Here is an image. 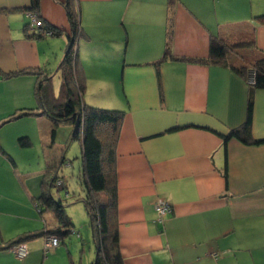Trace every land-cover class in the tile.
<instances>
[{
  "label": "crops",
  "instance_id": "1",
  "mask_svg": "<svg viewBox=\"0 0 264 264\" xmlns=\"http://www.w3.org/2000/svg\"><path fill=\"white\" fill-rule=\"evenodd\" d=\"M66 1L41 0V17L60 34L35 39L25 31L31 0H0V264H83L89 244L90 230L82 239L75 224L81 220L66 208L76 233L49 250L52 256L46 254L47 234L25 241L24 259L7 248L25 232L58 226L52 210L41 213L37 197L46 189L49 162L63 156L50 147L62 127L69 143L73 126L60 124L53 135L54 121L39 109L36 90L47 74L60 91L72 35ZM77 3L84 100L125 111L117 145L124 264H264V143L228 141L227 184L224 141L211 130L226 134L244 123L251 85L210 60L212 36L227 43L253 41L252 52L264 53V22L256 18L264 14V0ZM253 102V134L264 138V88L254 91ZM49 134L46 168L37 173L21 159L30 161L35 139L48 141ZM159 199L172 205L163 221L155 209Z\"/></svg>",
  "mask_w": 264,
  "mask_h": 264
},
{
  "label": "trees",
  "instance_id": "2",
  "mask_svg": "<svg viewBox=\"0 0 264 264\" xmlns=\"http://www.w3.org/2000/svg\"><path fill=\"white\" fill-rule=\"evenodd\" d=\"M41 0H31L28 10L35 11L43 21V26L36 33H31L28 22L25 31L28 37L38 39L46 37L45 29H51L52 36L59 35L60 30L46 23L40 14ZM68 19L72 29L70 44L64 61L61 64L62 81L60 91H54V84L49 75L39 77L36 94L39 109L48 114L54 121L53 135L60 124L73 126L71 139L78 138L81 142V177L86 196L82 199L87 210L90 225L93 229L96 258L92 264H124L120 250L117 225V145L124 122L125 111L90 105L85 102L86 91L85 74L78 59L76 44L81 37V12L77 0L65 2ZM264 22V14L256 16ZM172 21V20H171ZM172 26V23L170 24ZM172 32L168 33L166 54L171 52ZM253 41L227 43L219 36H212L210 40V60L222 63L243 77L251 85L248 100L247 115L244 123L232 129L229 133L216 132L224 141L225 164L223 174L227 184L229 182V167L227 157V143L237 138L247 144L264 143V138H256L253 134L254 91L264 88V53L252 52ZM231 57V59H230ZM20 72H23L20 71ZM18 71V73H20ZM25 145V138L20 140ZM66 157L51 160L48 164L46 189L37 197V205L41 213L52 210L56 216L58 226L42 232L23 233L16 239L9 241L7 248L26 240L46 235L57 234L60 241H65L75 231L71 216L61 200H57L50 192L52 185L63 187L64 181L59 179V170L65 163ZM62 180L63 185H58ZM49 184V185H48ZM74 231V232H73ZM76 233V232H75ZM56 250V249H55ZM76 264V263H74Z\"/></svg>",
  "mask_w": 264,
  "mask_h": 264
},
{
  "label": "rangeland",
  "instance_id": "3",
  "mask_svg": "<svg viewBox=\"0 0 264 264\" xmlns=\"http://www.w3.org/2000/svg\"><path fill=\"white\" fill-rule=\"evenodd\" d=\"M56 84L57 83H55V85ZM62 128H60L61 129L60 134L62 135L60 140L56 142V146H54V148L50 147V149H54L52 150L53 152L58 153L60 156L63 155L64 157H66V161L60 168L58 174L59 179H62L64 181L65 187L60 188L55 184L50 187L51 189L50 192L57 200H61L63 202L66 208H68L69 213L71 215H75L77 219L81 220L79 224H77L76 222L75 224L77 225L76 230L79 231L82 239L84 240L87 239L85 232L88 233L89 232L88 230H90V237L88 238L89 244L87 243L85 244L86 246L85 253L82 254L83 256H81V258L83 264H91L93 259L96 258L95 244L93 242V237L91 236L92 230L89 226L90 224L89 216L88 214H86V209L83 203L79 202L86 196L85 187L82 184V177H81V143L78 138H75L71 140L69 143H67L66 139L69 134L68 133L66 134ZM51 138L52 136L51 134H49L48 141L47 140L43 141V139L42 140L35 139V144L32 146V150L30 151L32 154L30 155V161H27V157L23 156L21 159L23 164L29 167L30 169H32V171H36L37 173L40 172L43 173L46 168L45 147L46 146L48 147L49 145L52 144ZM26 170L29 169L27 168ZM41 175H39V177ZM51 176L52 175H50L48 178L47 175V179L50 180ZM40 181L41 180H39V182ZM66 192H69V196H66ZM47 212L48 211H45L44 213ZM72 236H76V235H72ZM74 238L76 237H73V239ZM76 240L81 241L80 238L79 239L76 238ZM90 249L92 251L91 253H90ZM46 254H48L47 258L52 256V253L50 251L47 252ZM76 255H78V253ZM78 256H76V260H79Z\"/></svg>",
  "mask_w": 264,
  "mask_h": 264
},
{
  "label": "built area",
  "instance_id": "4",
  "mask_svg": "<svg viewBox=\"0 0 264 264\" xmlns=\"http://www.w3.org/2000/svg\"><path fill=\"white\" fill-rule=\"evenodd\" d=\"M27 17H28V27L30 29V32L31 33L38 32L39 29H41V27L43 26V21L40 18L39 14L35 11L28 10ZM43 34L44 36L49 37V36H52L53 32L51 29H45L43 31ZM58 185L62 186L63 181L60 180L58 182ZM155 209H156V212L158 213L159 220L163 221V218L172 212V205L167 200L159 199L156 201ZM77 235L79 236V233ZM60 244H61V241L57 234L48 233L46 235V248L48 251L57 249L60 246ZM9 250L20 259L26 258L29 253L26 243L15 244L11 246Z\"/></svg>",
  "mask_w": 264,
  "mask_h": 264
}]
</instances>
